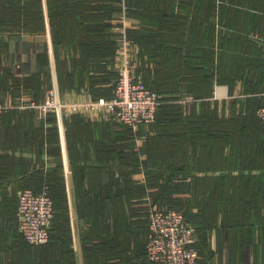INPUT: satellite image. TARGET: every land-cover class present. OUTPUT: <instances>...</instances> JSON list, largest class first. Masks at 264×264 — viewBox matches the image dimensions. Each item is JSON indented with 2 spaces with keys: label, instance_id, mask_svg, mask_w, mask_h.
Returning <instances> with one entry per match:
<instances>
[{
  "label": "trees",
  "instance_id": "obj_1",
  "mask_svg": "<svg viewBox=\"0 0 264 264\" xmlns=\"http://www.w3.org/2000/svg\"><path fill=\"white\" fill-rule=\"evenodd\" d=\"M100 1L105 0H0V99L24 83L36 100H41L43 88L51 80V58L48 56L51 50L62 71V87L73 81V73L68 71L66 59L68 47L73 48L74 56L86 58L88 67L97 70V62L101 59L93 61L91 65L89 60L111 55L116 46L113 34L116 38L118 36L111 30L118 14L117 0H114V5L113 1L103 4ZM217 2L165 0L162 8L155 9L150 17L149 13L144 15L131 9L128 11L132 16L142 15L145 20L153 18L160 23L154 33L141 29L129 30V33L142 44L146 54L157 59L152 69L142 65L140 78L148 87L159 92L163 102L158 107L155 121L141 126L139 133L146 137L141 148L136 146V132L125 125L122 133L131 135L133 141L124 148V152L112 142H96L103 152L104 157L100 158L103 161L118 155L121 164L133 166L132 172L138 170L142 162L149 177L147 185L138 186L131 178L132 172H129L126 181L130 187L125 185L124 189L116 178H112L113 182L108 188L97 185L95 191L107 193V202L103 199L102 203H94L91 209L81 213L84 218L85 213L89 212H95L98 218L100 214L108 217L107 220L89 219V230L94 237L89 238L86 234V245H90L86 246V260L93 264H116V259H123L125 264H161L150 260L146 244L140 262L131 253L133 247L137 249L140 230L148 228L149 232L148 223V227L141 225L142 221L135 218L137 210L144 208L142 201L146 194L160 205L184 211L187 219L199 231L197 264H212L214 252L210 245V232L218 224L219 214L223 210L215 197L217 194L227 196L230 180L218 185V178L199 177L197 173L214 168L246 167L264 160V126L256 113L264 100L253 95L264 89L263 45L254 36L264 34V0H220V20L226 21L231 28L219 32L212 21ZM183 6H187V13L178 11L184 10ZM42 35L51 38L50 51L47 42L37 46V38ZM11 38L16 39L18 52L28 50L34 53L39 48L32 61L24 64V67L20 64V69L14 67L20 61L18 53L12 55L7 48V39ZM25 69L31 70V74L23 77ZM247 70H251L252 76L246 80L244 92L251 95L244 101L231 99L228 105L224 103L222 111L219 103L213 106L208 103L205 110L199 111L195 102L185 109L177 99H172L182 93L198 98L211 96L216 81L229 84L233 92L238 79ZM258 72L261 80L253 84L252 77ZM98 77L92 84L96 97L102 95L94 90ZM112 96L110 94L108 97ZM36 116L33 108L11 109L1 113L0 148H8L9 143H15L38 155H43L45 151L48 154L60 153L58 130L46 128L43 122L37 121ZM80 117L76 114L68 123L67 141L72 157L77 156L78 148L84 144L85 133L76 123L77 120L79 123ZM54 118L55 114H52L49 121ZM141 153L146 154V159L141 160ZM62 165L59 163L45 173L37 165L30 167L32 164L28 163L29 169L22 174L26 186L35 191H41L47 185L56 208L50 225V240L35 246L27 242L33 250L43 245L47 248L59 230L70 228V204ZM11 176L8 157L0 155V183ZM117 178L120 180V176ZM254 186L253 179L246 180L239 191L240 200H231V205L224 207L234 214L232 219H225L224 225L232 233L227 237V242L230 262L235 264H241L248 256V248L242 244L236 229L251 225L238 212L244 208L243 198L259 193L254 191ZM132 187L138 191L141 199L129 204L128 201L137 195L131 193ZM124 196L127 198L125 202ZM15 213L13 205H0V221L5 225L14 218ZM105 243L109 248H105ZM116 248L122 249V252H118L121 257L109 261L113 259L110 254Z\"/></svg>",
  "mask_w": 264,
  "mask_h": 264
},
{
  "label": "crops",
  "instance_id": "obj_2",
  "mask_svg": "<svg viewBox=\"0 0 264 264\" xmlns=\"http://www.w3.org/2000/svg\"><path fill=\"white\" fill-rule=\"evenodd\" d=\"M108 1H113L114 5V0H105L100 2L103 4L107 3ZM126 1L129 9L135 11L136 13H143L144 15L146 13H149V17L153 14V11H156L155 9H161L163 6V2H165V0H131L129 2V5V0ZM220 4V0H218L214 16L212 17V21L215 23L218 32L221 29L225 31L227 28H231L228 26L226 21L220 20ZM117 7L118 9L116 12L119 14L123 11V0H117ZM183 7L184 10H176L187 13V6ZM144 17L142 15H130V18L134 24V26L131 27L130 30L141 29L147 33H154V30H157L160 26L159 21L157 22V20L153 18H148L145 20ZM114 26L115 25H113L111 29L113 31ZM113 35V40L116 43L113 53L97 60H89L91 65L93 61H98L101 59L99 62H97L99 67L97 70H93L92 66L88 67L89 63L87 64L86 58H82L80 55L74 56L73 48L68 47L66 59L68 63V71L73 73V81L72 84L66 85L65 87H62V71H60L57 57L51 50V54L48 53L49 58H51V80L48 86H55L58 89L60 96L70 102H92L100 98H111L108 96H110V94H113L114 92L119 66L121 65V62L117 57V55L119 54L118 36L116 38L115 34ZM254 36L258 37V39L260 38V45H263L262 40H264V34H254ZM131 38L136 41L141 48L142 55L140 69L142 65L146 68H154L156 65L155 61L157 60L156 57L154 58L152 57V55L146 54L144 52L142 44L140 45V42L133 36H131ZM219 39L220 37H218V40ZM41 42L42 44L44 42H47L49 44L50 51L52 45L49 35H42L37 38V46H39ZM6 44L9 53H11L12 55H16L18 53L20 57L19 62L23 67L24 64L27 65L28 63H30L39 51L38 48L37 52L33 51L34 53L28 50L18 52L17 41L15 38H11L9 40L7 39ZM60 58L63 59V56L61 54ZM20 64L17 63L16 67L18 65L21 66ZM30 74L31 70L25 69L22 73V76L25 77V75L28 76ZM97 76H99L98 82L94 84V90L102 94L100 97H96L92 91V84L94 83ZM236 87L237 83L234 87V91ZM263 90H260L256 93H259ZM233 92H231V87L229 84L216 81L214 84L213 95L203 97L202 99L204 100L202 102L192 101L190 104L195 102L199 111L203 108L205 110V106H207L208 103L209 105L212 104L211 102L206 100V98L212 97L213 99L211 100L214 102V104H218V102L221 101L220 98H226L227 96L232 95ZM45 93L46 87L43 88V94L41 97L42 99H37V101H42L45 97ZM256 93H253V95H256ZM8 95L6 94V97H8ZM182 95L188 94L182 93L177 97H172V99H178ZM34 110L36 112V119L38 122H43L46 128L54 127L58 130V145H60V153L52 152V154H48L45 151L43 155H38L36 152L25 148V146L17 145L15 143H9L8 145L10 146H8V148H0V155L8 157V170H11L12 173L11 177H8V179L5 178L2 181L3 183H0V205L3 206L5 203H8L9 206L13 205L14 210L16 211L14 218L11 221H8L7 225H5L4 222L0 221V264H93V262L86 260V252L88 250L86 249V246H90L89 244L86 245V242H88L86 240V234L88 233L89 238L94 237L89 230V226L91 225L89 219L92 221H96L97 219L107 220L108 217L106 215L100 214V217L98 218V214H96L95 212H89L85 213L84 218L82 217L81 213L85 210L91 209V206L94 203H102L103 199L105 202H107V193H97L95 191V189L98 188V184L108 188L113 182L112 178H116L118 182L121 181V184L119 183V186L122 189L125 188V185L126 187H130L126 181V174L132 172L131 170L133 169V166L129 164H121L118 160V155H116L115 158L113 157L114 159L112 158L109 161H103L102 159H100L104 157V155L103 152L98 149L96 142L103 140L106 142H112V144H114L116 148L121 149V151L124 152V148H127V146L132 143L133 140H131V135L122 133L124 131L123 124H120L115 120H111L107 116L106 110L103 106H100L99 108H96L94 110L88 108L85 112L73 113L70 116H61L60 118L58 115H55L53 121H49L52 114L44 118L41 117L40 113L36 109ZM76 114H79V116H81L79 123L78 120L76 123L81 125L80 129L84 131L85 139L84 144L80 145L77 150V156L72 157L73 153L70 154L69 144L67 141V130L68 123L73 120L72 117ZM140 135L144 137V139L146 138L145 136H143V134ZM139 156L140 158H145L146 154L141 153V155L139 154ZM262 161L246 167L238 166L230 169L214 168L213 170H199L197 173L199 177L212 176L214 177V179L218 178V185H223L225 182H229L230 180L228 184L227 196H221L217 194L215 197L217 200H219L218 203L223 207V210L219 214L220 216L218 224L214 226L210 232L209 240L211 249L214 252L212 264H235L233 262H230V252L227 242V237L232 233L228 231L224 225L225 219H232L234 214L233 212H229L228 209L224 207L231 205V200H240V188L242 187L244 182L249 179H253V181L255 182L254 191H257L259 193L255 196L247 195L241 200L244 202V208L238 213L246 217V221L249 220L247 222L251 224L250 226L248 225L236 229V233L239 234L238 237L241 240L242 244L246 245V248H248V256L243 262H241V264L264 263V160ZM28 163L32 164V166L30 167H33L34 164L37 165V167H39L42 172L45 171V173L46 170H51L57 164L62 163L66 181V190L70 204V228L63 231L59 230V232L55 234V238L52 244L49 243L47 245V248L43 245L42 247L36 248L35 250H33L34 248L32 246L30 247L27 241L23 238L19 230L17 220L19 192L23 188L29 187L26 186L27 183H24L22 179V174L24 172H27V170L29 169V167H27ZM142 164L143 163L141 162L138 170H135L131 173V178L138 186L147 185L148 183L147 180L149 176L144 166L142 167ZM82 167H85L84 175ZM142 170H144V172H146L147 174L145 179L141 177L142 174L140 173H142ZM121 174L124 176L122 177ZM119 176L120 180L119 178H117ZM149 188L152 189L154 187H148L147 189ZM131 193L137 195L128 201L129 204L134 200L136 203L137 200L141 199V196L138 197V191L133 187ZM147 196L148 194L143 196L142 204L144 205V208L137 210V215L135 217L136 219L142 221L141 225L146 226L148 223L146 201ZM126 200L127 198L126 196H124L123 201L125 202ZM243 216L242 219H245ZM8 218H10V216H8ZM140 231L141 232L137 249L133 247L134 250L131 251L133 256H135V260L137 262H140L143 258L142 252L144 251L146 240L148 237V228H144V230L141 229ZM98 233L99 231H97V234ZM105 248H109V245L107 243H105ZM118 252H122V249H114L110 254V257L113 259L109 261H112L117 257H121L119 256ZM122 261L123 259H116L115 263L125 264ZM101 262L104 263L103 260H101Z\"/></svg>",
  "mask_w": 264,
  "mask_h": 264
},
{
  "label": "built area",
  "instance_id": "obj_3",
  "mask_svg": "<svg viewBox=\"0 0 264 264\" xmlns=\"http://www.w3.org/2000/svg\"><path fill=\"white\" fill-rule=\"evenodd\" d=\"M127 1L123 0V11L115 19L114 31L118 33L119 66L113 96L109 99L100 98L92 102H70L63 99L55 86H47L45 97L37 101L33 92L21 83L15 91L9 93L5 100L0 101V114L11 109H36L41 117L50 114L70 116L73 113L94 110L103 106L107 116L120 124L131 127L137 134V148H141L144 137L139 133L141 126L155 121L162 96L155 89L148 87L140 78L141 48L129 33L134 26L128 15ZM2 34H0V38ZM263 56H264V40ZM264 100V90L256 93ZM249 94L245 93L241 83L232 95L220 98V110L224 103L233 98L244 101ZM211 98H206L215 105ZM204 99L191 95H182L177 99L185 109L192 101L202 102ZM229 109L226 107V113ZM257 116L264 126V103L258 107ZM142 158V157H141ZM146 158V157H145ZM145 158H142L144 160ZM143 167V164H142ZM145 179L146 172L142 170ZM143 179V180H144ZM147 218L149 225L146 252L150 260L161 264H197L199 250L196 246V227L187 221L183 210L166 207L153 201L151 195L146 197ZM56 208L54 200L45 185L41 191L31 187L20 190L18 195V225L23 238L31 245H41L50 240V225Z\"/></svg>",
  "mask_w": 264,
  "mask_h": 264
},
{
  "label": "rangeland",
  "instance_id": "obj_4",
  "mask_svg": "<svg viewBox=\"0 0 264 264\" xmlns=\"http://www.w3.org/2000/svg\"><path fill=\"white\" fill-rule=\"evenodd\" d=\"M128 15H130V14H128ZM118 16V14L116 15V17ZM116 17L114 18V25H116V22H115V19H116ZM256 38H258V37H256ZM260 39V38H259ZM258 39V40H259ZM263 42V41H262ZM260 54V53H259ZM261 58L263 59L264 58V56H263V49H262V53H261ZM8 62H6L5 64H7ZM19 64H20V62H18ZM15 67H16V65H15ZM17 69H20L21 68V66H17L16 67ZM251 70H247L246 71V74L242 77V78H239L238 79V83H241L242 84V87H244V86H246V80H250V78H251ZM5 79H8V78H5ZM4 79V80H5ZM252 80H253V84H257V83H259V81L261 80V76H260V74H259V72L255 75V76H253L252 77ZM5 85H7V80H6V84ZM4 89V88H3ZM1 100H5L4 98H1L0 99V101ZM166 207H170V206H167L166 205ZM186 215V214H185ZM186 219H187V217H186ZM187 221H189L188 219H187ZM190 223H192L195 227H196V225L193 223V222H191V221H189ZM196 233H197V241H196V246H197V243H198V240H199V231L197 230V227H196Z\"/></svg>",
  "mask_w": 264,
  "mask_h": 264
}]
</instances>
